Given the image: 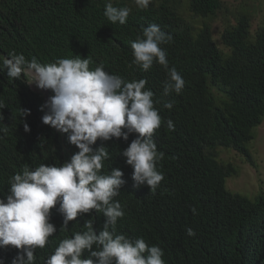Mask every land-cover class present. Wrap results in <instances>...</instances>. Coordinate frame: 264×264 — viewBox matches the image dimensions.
Returning <instances> with one entry per match:
<instances>
[{"label": "trees", "instance_id": "obj_1", "mask_svg": "<svg viewBox=\"0 0 264 264\" xmlns=\"http://www.w3.org/2000/svg\"><path fill=\"white\" fill-rule=\"evenodd\" d=\"M106 2L0 0V61L13 53L28 61L35 57L42 65L79 56L90 60V70L103 65L126 82L146 80L161 117L152 137L157 153L163 154L157 161L163 179L156 190L136 186L133 168L121 155L137 134H129L127 141L98 139L92 146L109 152L99 174L108 175L114 168L123 172L125 183L113 198L124 213L116 233L159 246L165 264H264V194L249 199L227 189L225 180L236 168L216 156L217 147H230L251 161L246 143L264 116V22L252 31L249 13L235 17L222 31L223 50L206 21L223 8L222 0H151L146 9L138 8L135 0H111L130 9L124 24L107 20ZM150 24L172 37L160 45L167 69L154 62L144 71L133 63L131 42ZM171 68L185 85L180 94L165 96ZM52 95L50 89H31L26 75L11 79L0 72V129H7L0 131V199L6 201L11 177L24 168L60 167L78 151L67 134L42 123L49 113L42 106ZM166 103L172 107L165 108ZM21 109L30 114L22 115ZM25 123L30 131H25ZM57 208L50 210L56 232L43 248L35 249L34 264H45L63 239L85 231L86 220H93L97 234L102 230L105 217L94 209L61 229L63 217ZM187 228L195 236H188ZM19 251L11 245L0 247V264H12ZM88 255L85 251L82 258Z\"/></svg>", "mask_w": 264, "mask_h": 264}, {"label": "clouds", "instance_id": "obj_2", "mask_svg": "<svg viewBox=\"0 0 264 264\" xmlns=\"http://www.w3.org/2000/svg\"><path fill=\"white\" fill-rule=\"evenodd\" d=\"M151 0H135L140 9H146ZM128 7L114 6L111 0L105 4L104 15L112 24H124L129 16ZM172 37L159 25L150 24L142 36L131 42L133 63L147 71L153 63L168 68L166 52L161 44L171 42ZM88 58L58 59L42 65L35 57L30 61L24 55H10L0 61V72L8 78L30 77L40 89H50V96L43 107L49 113L42 116V123L58 132L67 134L75 152L70 161L60 167L41 164L33 170L24 168L22 174L11 177L9 194L0 199V247L19 249L12 264H34L35 249L43 248L48 238L56 232L50 222V210L58 205L63 217L61 229H67L70 221L79 215L95 210L105 221L102 230L93 228V220L85 221L83 232L73 238L63 239L45 264H165L163 250L149 246L143 238L135 241L117 234L115 225L124 213L118 201L123 172L114 168L108 175L99 174L103 160L109 158L106 147L93 149L97 140L113 138L128 140L129 134H137L121 155L133 168L132 179L136 186L150 187L154 192L163 179L157 170L158 154L153 133L161 126V117L154 107L153 92L145 88L146 80L126 82L123 78L106 72L103 65L89 69ZM185 81L175 68L168 69L164 95L180 94ZM165 108H171L166 103ZM22 115L30 110L21 109ZM172 128V121L167 122ZM25 131H30L24 125ZM0 131H7L6 128ZM196 213V209H192ZM188 236H195L192 228ZM89 253L82 258L83 253ZM146 254V255H145Z\"/></svg>", "mask_w": 264, "mask_h": 264}, {"label": "rangeland", "instance_id": "obj_3", "mask_svg": "<svg viewBox=\"0 0 264 264\" xmlns=\"http://www.w3.org/2000/svg\"><path fill=\"white\" fill-rule=\"evenodd\" d=\"M223 8L213 17L207 18L211 35L216 45L226 50L221 34L228 23L234 24L235 17L241 13H249L251 30L264 22V0H222ZM185 16L189 17L185 12ZM31 89L47 93L48 89H40L31 83ZM253 137L246 143L251 161L245 155L230 147H217L216 156L222 163H232L236 173L227 176L225 186L232 192L239 193L249 199L264 194V116L259 125L252 130Z\"/></svg>", "mask_w": 264, "mask_h": 264}]
</instances>
